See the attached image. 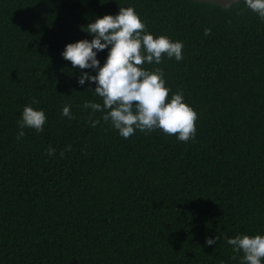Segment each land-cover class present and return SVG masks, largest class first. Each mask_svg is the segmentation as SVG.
Listing matches in <instances>:
<instances>
[{
  "label": "trees",
  "instance_id": "obj_1",
  "mask_svg": "<svg viewBox=\"0 0 264 264\" xmlns=\"http://www.w3.org/2000/svg\"><path fill=\"white\" fill-rule=\"evenodd\" d=\"M122 7L184 44L144 67L197 113L187 143L83 107L103 103L77 82L97 70L62 52ZM26 105L46 121L17 139ZM244 234L264 235V20L244 0H0V264H244Z\"/></svg>",
  "mask_w": 264,
  "mask_h": 264
},
{
  "label": "clouds",
  "instance_id": "obj_2",
  "mask_svg": "<svg viewBox=\"0 0 264 264\" xmlns=\"http://www.w3.org/2000/svg\"><path fill=\"white\" fill-rule=\"evenodd\" d=\"M244 2L264 20V0ZM86 27L92 34L91 41L81 39L68 43L62 52V57L74 68L97 70L95 75L82 73L77 82L80 85L86 80L95 82L94 92L103 103L86 101L83 107L91 109L93 114L104 113L102 119L110 121L125 139L136 130L151 132L157 128L167 135H175L181 142L187 143L194 138L197 113L185 103L180 92L172 94L169 99V89L160 69L149 71L144 67L145 64H159L165 55L182 60L183 42L172 41L166 35L154 37L146 32L145 24L133 7H122L114 16L98 17ZM209 34L210 29H205V35ZM104 49H108V55L101 66L97 52ZM37 103L39 101L32 98V104ZM62 115L73 118L69 105L63 107ZM45 121L43 110L26 105L19 121L17 139L24 137L25 127L42 131ZM98 122L93 120L92 126ZM66 150H71L70 146H66ZM54 152L51 147L47 149L49 156ZM218 239V236L206 238L205 243L213 245ZM227 243L234 253H243L244 264H262L264 261V235H237L228 238Z\"/></svg>",
  "mask_w": 264,
  "mask_h": 264
},
{
  "label": "rangeland",
  "instance_id": "obj_3",
  "mask_svg": "<svg viewBox=\"0 0 264 264\" xmlns=\"http://www.w3.org/2000/svg\"><path fill=\"white\" fill-rule=\"evenodd\" d=\"M211 1H215V2H218V3H221V4H227V3H229L232 0H211Z\"/></svg>",
  "mask_w": 264,
  "mask_h": 264
}]
</instances>
